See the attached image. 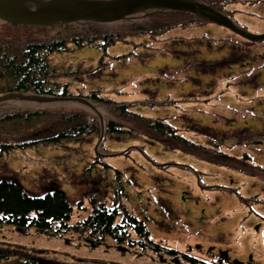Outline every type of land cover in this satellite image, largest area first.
Wrapping results in <instances>:
<instances>
[{
    "label": "rangeland",
    "instance_id": "1",
    "mask_svg": "<svg viewBox=\"0 0 264 264\" xmlns=\"http://www.w3.org/2000/svg\"><path fill=\"white\" fill-rule=\"evenodd\" d=\"M199 1L210 5L207 0ZM238 2L240 0H234L235 13L239 9L237 4H241ZM212 4L221 12L226 13L228 10L227 6L224 8V0H214ZM166 10L168 9H147L111 22L78 20L72 23L74 27L69 28L63 26L65 24L54 25L48 29L49 35L63 33L68 49L48 55L50 64L57 69L56 76L52 79L61 86L66 84L69 89L81 93L80 97H86L95 89L101 91L102 97L109 98V94L115 91L116 98L112 99L118 98L122 102L126 99L147 118L167 117L170 124L182 129L181 135L200 145H205L204 137L214 136L213 134L225 137L232 134L244 136L247 132L248 135L247 126L244 125L259 116L252 105L260 113L264 107L259 103L261 101L256 104L253 103L254 100H248L251 97L257 98L258 95L264 96V87L255 89V83L248 82L256 68L261 69L259 63H256L259 54L253 45L256 39L248 36L251 41H247V45L237 44L238 42L229 38V29L234 28L217 24L214 20H211L210 25L208 23L198 28L194 24L193 12ZM154 12L159 14L157 18L160 21L155 19L145 24L146 28L152 25L153 32L146 29L149 32L137 33L134 28L133 33L136 35L130 37L128 42L121 36L122 40L109 45L108 54L111 56L114 51L127 52L136 44L138 47L133 54L128 55L130 57H105L104 64V61L101 63L103 51L96 44H70L71 35L83 34L84 30L100 33L103 28L108 31L118 30L119 34L120 31L125 33V30L131 28L133 21L139 25V22H144L145 17ZM207 21L210 20L205 18L204 23ZM160 22L163 24H159ZM257 25L264 26L261 23ZM41 28L43 27L10 24L0 18V39L20 40L16 44L21 45L24 41L44 38L45 31ZM206 31L218 36L210 40L205 37ZM155 33L156 37L150 38ZM81 57L83 60L78 62ZM68 61H73V64ZM254 63L256 65L253 67ZM247 67L255 72L247 76L246 82L241 85L240 93L251 95L246 100L235 94L238 90L236 87H230L225 91L226 95L220 96L221 101L216 97L207 99L208 102L201 101L206 92L209 94L223 87L225 77L240 71L245 73ZM201 72L202 78L199 76ZM261 73L264 77V71ZM253 79L257 80L258 75L255 74ZM3 82L5 81L0 80L1 85ZM121 87L125 94L120 96L122 93L118 94L115 88L121 90ZM225 98L229 101L227 105L223 104ZM91 100L95 103V109L75 99L48 102L19 98L0 100V117L14 115L11 120L0 119V143L17 144L29 139L49 137L58 133L57 131L70 128L71 124L76 125L65 122L67 117L64 116L71 113L79 114L80 119L83 115L88 116L85 123H93L90 120L93 115H97L101 121V114V132L104 134L108 119L122 120L113 107L117 102L100 103L95 99ZM247 108H252L256 115L246 112ZM259 118L257 126L264 120L263 116ZM123 120L128 122L125 118ZM140 122L141 120L137 123L134 121V125L131 123L137 134L109 133L103 143L100 142L102 133L101 137L98 133H87L61 143H43L4 154L0 151V178L15 177L29 193L36 196H41L52 186L64 189L74 205L72 224L86 218L91 212L89 196H99L110 206L118 205L121 208L119 203H122L123 207L143 219L152 240H162L170 247L190 252L189 255L196 253L198 256L200 249L205 253L209 249L215 251V248L220 247L230 251L231 257L235 256L234 259L243 256L246 249L257 254L264 253L263 244L262 249L259 247L261 252L255 247L260 242V233L251 224L257 220L247 218L244 222L240 203L242 198L220 189L239 184L243 190L251 192L249 197L257 193L262 203L256 207L264 209V144L252 145L254 139H264V134L256 132L255 138L243 140L244 146L240 147L241 151L246 152L242 154L222 144L219 147L222 154H217L216 158L211 156L213 152L206 151L207 157L217 160L216 165H213L199 157L202 155L200 150L193 152L188 147L190 143L174 142L175 145L171 148L166 144L167 141L151 135L154 132L148 129L150 121ZM175 150L188 155L186 160H177L172 152ZM95 159L97 162L93 163ZM88 160L91 162L85 165ZM119 181L124 188L118 189ZM176 183L188 186L178 189ZM198 185L201 190L197 193ZM230 196L234 198L235 206L228 204V201L222 204V199ZM236 210L239 214H234ZM246 220L250 221L247 225ZM212 227L216 228L215 231ZM87 240L88 236L85 237L83 232L71 230L62 235H50L38 231L34 226L19 229L13 224L0 223V254L13 257L11 251L19 247L29 251L32 260L41 264H175L176 260L159 258L167 253L160 255L145 251L139 254L136 249L123 248L126 245L118 246L111 238L99 244ZM191 263L193 261L187 264ZM0 264L17 263L1 260Z\"/></svg>",
    "mask_w": 264,
    "mask_h": 264
},
{
    "label": "trees",
    "instance_id": "2",
    "mask_svg": "<svg viewBox=\"0 0 264 264\" xmlns=\"http://www.w3.org/2000/svg\"><path fill=\"white\" fill-rule=\"evenodd\" d=\"M158 16L159 14L157 12L149 14L145 17L144 22L138 23L139 25H136L135 21H133L131 28L129 30H125V33L124 31H120V34L117 32L118 30L108 31L103 28H101L100 33L97 31L94 32L84 30L82 32L83 34L71 35L70 44L78 46L80 43L86 45L96 44L99 50L103 51L101 52L103 56L101 63L104 61L105 64V57H109L110 59H117L120 57L123 58V56L131 55L134 52L130 51L123 54L112 53L111 56H109L108 48L112 42L122 40L121 36H124L125 41L128 42L130 37H134V35H136V33H133L134 28L137 29V33L149 32L146 29H150V31H152L153 26L150 24L151 26L146 28L145 24L155 19H159L157 18ZM193 18L194 24L199 22V20L205 21V18L198 17L195 14H193ZM159 24H163V22H160ZM63 26L67 28L74 27L72 23H67ZM50 28V26L41 28L45 31L44 38H37L34 39V41H24L21 45L16 44V42H20V40L11 41L5 38L0 39V80L5 81L3 82V85L0 84V93L6 91H35L36 93L38 92L46 95H58L59 93H62L63 95L74 94L71 89L66 86V84L61 86L58 81H54L52 79L56 76L55 73L57 69L53 68L50 64L48 55L52 52H57L58 50H66L68 49V46L66 45V36L62 35L63 33L56 36H50L48 31ZM169 29L172 28L170 27ZM160 30H162V28ZM132 33L133 35H131ZM164 33H162V35ZM156 35L157 33L151 34L150 38H154ZM133 46H135V48L138 47L136 44ZM115 90L118 94L122 93L120 88L119 90L115 88ZM100 92L101 91L93 89L92 93L87 94V98L90 100L95 99L100 103L117 102L113 105V107L122 119H108V121L105 122L106 129L104 136L100 140L101 143H103L106 134L109 133L137 134L131 127V123L134 125V121L136 123L140 120L143 123L150 121L148 122V126L150 127L147 128L151 129L150 131H152V133L154 132V134H150L156 139L167 141L166 144L171 148L174 147L172 145H175V143L188 142L190 143V146L188 147L191 148L193 152L195 150H200L202 155H199V157L206 159L207 150L205 149V146L186 139L184 135L179 133V129L175 128L168 122L167 118H154L151 116H148L147 118V116L142 113L135 111L132 108L133 104L130 102L126 100L125 102H122L112 98H104L100 95ZM78 116L79 114L76 115V113L64 116L67 117L65 119L67 124H76H71L70 128H64V130L57 131L58 133L50 135L49 137L46 136L42 138L39 137L29 139L26 142H19L17 144H8L7 142H3L6 144L0 143V151L4 154L6 152L10 153L11 151H17L18 149L23 150L28 147H36L39 146V144L43 145V143H61L63 140H72L77 136H83L87 133H98L101 137V121H99V117L97 115H93L92 119H90L92 122L94 121L93 123H85V121L89 118L86 115H83L81 119ZM13 117V114H6L4 117H0V119L8 118L11 120ZM68 118H70V121ZM123 118L127 119L128 122L124 121ZM171 129L172 131L170 132ZM216 155L213 153L211 156L216 158ZM213 158L209 157L208 159L216 163L217 160H214ZM96 162L97 159L93 161V163ZM106 165L108 166V164ZM255 165L259 166L257 164ZM117 185L119 186L118 189L124 188L122 182L120 181ZM89 198L91 202V212L86 218L80 219L75 224H72L71 219L74 212V205L68 198L64 189H61L59 186H52L47 188L41 196H36L29 193L21 181L17 180L15 177H1L0 223L13 224L19 229H28L34 226L38 231H44L50 235H62L66 231L71 230L74 232H83L85 237L88 236V240L90 242L95 241V243L97 242L96 244H99L107 238H111L118 246L126 245L133 250L136 249L139 254H143L145 251L146 253L151 251L160 255L165 253L173 255L176 251H178L168 246L162 240H152L150 230L147 229L144 220L138 218V216L129 211L128 208L123 207L122 203L119 204L121 205V208H123V211L120 207H118V205L110 206L109 203L107 204L106 200H103L99 196H89ZM11 253L13 257H10L9 254H0L2 255L0 256V261H12L17 264H41L35 259L32 260L31 253L29 251L20 249L19 247H15L14 251L12 250Z\"/></svg>",
    "mask_w": 264,
    "mask_h": 264
},
{
    "label": "flooded vegetation",
    "instance_id": "3",
    "mask_svg": "<svg viewBox=\"0 0 264 264\" xmlns=\"http://www.w3.org/2000/svg\"><path fill=\"white\" fill-rule=\"evenodd\" d=\"M207 2L213 6V2L214 0H207ZM236 3V2H235ZM241 4H237V8L238 12L235 13L233 12V10L236 9V5L234 4V0H224V8L227 6L228 10L226 13L221 12V10L217 7L214 6L217 11L223 14V16H227L228 20L231 22V24L234 25V29H229V33L230 36L229 38L234 40L235 42H238L237 44H241V45H247V43L249 41H251L249 39V37L246 35H264V26H258L257 24H264V0H240ZM223 10V9H222ZM211 20L208 22L204 23V20L199 21V23H196V27H204L206 26L208 23V25H210ZM218 24V23H217ZM207 32V31H206ZM207 36L208 38L211 40L213 38H215L216 34H213L211 31L207 32ZM248 41V42H247ZM254 46H256L259 54H258V60L256 59V63H259V66L261 67V69H257L256 68V72L254 71V69L247 67V71H245V73H243V71H240L238 74H233L230 76H227L224 78L225 84L223 87H219L220 89H215L213 91H211L209 94L206 92L207 95L202 96L201 101H207V99H219L220 101L221 99V95L224 96L226 95L225 91H227L230 87H236L238 90H236L235 94L236 95H240L242 96V100H246L248 97H250V94H242L240 93V89H241V85H244V83L246 82L245 79L247 76H250L251 74H253L255 72V74L258 75V79L255 80L253 79V75L251 78L248 79L249 83L254 82V88H263L264 87V77H263V73H261V71H264V38L259 37L256 39V41L253 43ZM256 63H254L252 66L254 67L256 65ZM202 78V74L201 77ZM248 100L253 101V103L255 102L256 104H258V101H261L259 103L262 104V106H264V96H260L258 95L257 98H249ZM203 101V102H204ZM229 101L228 99H224L223 100V104H228ZM205 105V104H204ZM252 107L258 111L259 116L256 118H253V120L251 122H248L247 125H244L245 127L247 126V131H248V135L247 132L245 133L244 136H240V135H228V136H223L221 134H213L218 135L219 137L223 138L225 141H222L219 137H214V136H209L206 138L207 143L211 144L212 147H214L215 149H219L221 144H224L227 142L228 139H233L234 140V148H236L235 151H237V153L239 152L240 154L246 152V151H241L242 148L240 146H244L243 144V140H246L248 138L251 137L255 138L256 132H260V134H264V120L263 123L261 121L260 126L256 125V121H258V119H260L259 117L263 116L264 117V107L263 110H261V113L259 112V110L257 109V107H255L254 105H252ZM206 108V105H205ZM246 112H248L251 115H256L255 111L252 108H247ZM251 133H253L252 135H250ZM221 135V136H220ZM264 144V139H261L260 141L258 140H253L252 141V145H258ZM220 150V149H219ZM241 152H240V151ZM238 155V154H237ZM246 161V160H244ZM248 161V160H247ZM264 167V166H263ZM233 183V181H232ZM222 190H224L225 192L233 195V196H237L238 198H242V200L240 201L241 203V211L242 214H244V222L245 219L250 218L251 221L253 219H256L257 222L252 223L251 225H253L254 230L260 233V244H262V242H264V209H261L260 207L257 208V204L262 203V200H260V196L256 194L251 195L250 197L248 196L251 192L248 191L247 189L243 190V187L240 186H234L229 185V187H223L220 188ZM253 193V192H252ZM246 195V196H245ZM250 199H252V201L250 202ZM226 201H228V204H230L231 206H235V200L232 196H230L229 198L226 199ZM226 202H222V204H225ZM247 204V206H246ZM254 215V216H252ZM252 216V217H250ZM248 220V219H247ZM245 225H247L249 222H247ZM256 243V242H255ZM260 244L255 245V247H257V249L260 247ZM264 246V245H263ZM215 248V247H214ZM129 249V248H127ZM218 248H215V251L212 249H209L208 251H205V253H203L202 249H200L201 252H197L196 253H192L191 255H189L188 253L185 254L183 252H178L180 255L175 257L172 256L170 254H167L165 256H160L159 258L162 260H171V259H176V261L179 260H183L185 261L190 259L193 261V263L191 264H264V253L263 254H257L255 251H252L251 249H246V252L243 256V258L238 257L239 259H234L235 256L231 257V254L229 253L230 251H228L225 248H221L216 250ZM154 253V252H152ZM156 253V252H155ZM177 253V252H175ZM158 254V253H157ZM159 256V255H158ZM162 257V258H161ZM184 257V258H183ZM183 258V259H182ZM237 258V257H236ZM153 259H155V257H153ZM183 260V261H184ZM186 263H188V261H186Z\"/></svg>",
    "mask_w": 264,
    "mask_h": 264
},
{
    "label": "water",
    "instance_id": "4",
    "mask_svg": "<svg viewBox=\"0 0 264 264\" xmlns=\"http://www.w3.org/2000/svg\"><path fill=\"white\" fill-rule=\"evenodd\" d=\"M154 8L158 10L190 11L198 16L214 20L218 24L235 28L228 18L219 13L213 6L196 0H0V18L10 24L45 27L75 23L78 20L111 22V20L126 18L135 12ZM250 37L257 39L261 35L255 34ZM9 98L46 102L59 99H75L85 102L95 109L94 104L88 99L76 95L69 97L42 93H20L18 91L0 95V100ZM100 120L102 121L101 114Z\"/></svg>",
    "mask_w": 264,
    "mask_h": 264
},
{
    "label": "bare ground",
    "instance_id": "5",
    "mask_svg": "<svg viewBox=\"0 0 264 264\" xmlns=\"http://www.w3.org/2000/svg\"><path fill=\"white\" fill-rule=\"evenodd\" d=\"M86 59H88V60H90L91 58H86ZM80 60H83V57H81L79 60H77L78 62H80ZM68 63H71V64H73V61H68ZM200 76V75H199ZM200 80V79H199ZM112 85V84H111ZM215 113H217V110H216V112ZM159 117H161V116H159ZM159 117H156V118H159ZM162 118V117H161ZM163 118H165V117H163ZM155 138V137H154ZM114 145H115V141H114ZM222 145H228V146H230L231 148H233L234 150H236V148H234V140L233 139H228L227 140V142L226 143H224V144H222ZM172 152H174L175 153V157H177L176 159L177 160H180V161H183V160H186V156H188V155H186V154H184V153H182L181 151H178V150H175V151H172ZM181 153V154H180ZM207 160V162H209V163H211V164H213V165H216V163L215 162H213L212 160H209V159H206ZM204 162V161H203ZM243 163H244V161H243ZM161 165H163V164H161ZM242 170H243V168H242ZM239 174V173H238ZM177 185H176V187L178 188V189H184V187H187L188 185L187 184H181V183H176ZM237 185H239V184H237ZM211 189L212 188H214V187H210ZM201 190V188H200V186L198 185V188H197V190H196V192L198 193V191H200ZM222 192H225V191H222ZM203 200L205 199L204 197L202 198ZM220 199H221V196H220ZM222 202H226V198L224 197L223 199H222ZM227 209V208H226ZM225 210V209H224ZM234 214H239V211L238 210H236L235 211V213ZM213 228V227H212ZM216 229V228H215ZM215 229L213 228V230L215 231ZM260 244V243H259ZM262 244L264 245V242H262ZM262 244H260V248L262 249ZM175 249V248H174ZM175 250H178V251H176L177 253H175V254H173V256H175V257H177V256H179L180 254L178 253L179 251L180 252H183V253H185V254H187V253H190V252H186V251H182V250H179V249H175ZM259 252H261L260 250H259V248L257 249ZM245 254V253H244ZM244 254H243V256H244ZM259 254H263V253H259ZM243 256H240V258H243ZM184 258V257H183ZM182 258V259H183ZM184 259H186V258H184ZM183 259V260H184ZM174 260V263L175 264H187L186 263V261H188V262H191L192 260H190V259H188V260Z\"/></svg>",
    "mask_w": 264,
    "mask_h": 264
},
{
    "label": "crops",
    "instance_id": "6",
    "mask_svg": "<svg viewBox=\"0 0 264 264\" xmlns=\"http://www.w3.org/2000/svg\"><path fill=\"white\" fill-rule=\"evenodd\" d=\"M112 52H113V51H112ZM113 53H116V52L114 51ZM201 74H202V72H201V73H199V75H200V76H201ZM205 95H207V94L205 93V94H204V95H202V96H205ZM90 162H91V160H90V161L88 160V163H86L85 165L89 164ZM216 214H217V213H215L214 215L216 216Z\"/></svg>",
    "mask_w": 264,
    "mask_h": 264
}]
</instances>
